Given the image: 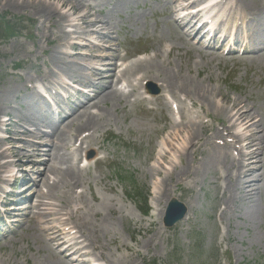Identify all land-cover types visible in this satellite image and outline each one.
<instances>
[{
    "label": "rangeland",
    "instance_id": "1",
    "mask_svg": "<svg viewBox=\"0 0 264 264\" xmlns=\"http://www.w3.org/2000/svg\"><path fill=\"white\" fill-rule=\"evenodd\" d=\"M34 1L38 2L39 7L31 6ZM172 1L0 0V17L5 19L4 22L10 21V25L16 28L15 35L9 34L8 30L4 31L5 24H3V32H0L1 104L7 107V115L15 123L21 125V127L14 128L17 132L22 131V125L28 127L24 119L29 111L34 113V109L38 111L37 117L41 121L49 119L53 123L57 120L54 115L44 116L38 110L37 105L44 106L47 112L50 108L46 103L43 105L36 94L26 88L24 82L28 76L36 80L44 71L43 65L52 66L49 60L51 55L58 50L66 51L65 43L88 45V47H78L79 50H75L82 54L99 52V50L90 49V41L105 48L111 46L113 50H108V54L114 53L116 54L115 59L124 58L128 62L149 58L154 51L162 49L165 59L169 60L167 66L170 69L176 70L180 67L182 73L188 70L192 78L199 76V81L215 90V97L219 103L223 96H227L231 100L240 101L257 117L258 138L263 150L260 152L261 162L256 172L258 179L262 182H259L255 192L245 197V192H248L249 188L241 190L235 195V201L230 203V207L228 206L225 210L223 191L220 186L227 182L224 178L220 179L221 174L223 175L222 166L207 167L202 164L198 166L199 160L201 162L204 157L200 153L193 155L190 150L188 156H184L183 161L189 160V164L198 168L197 173H193L191 179H183V181L172 177L168 182V192L159 196L157 194L158 184L161 183L163 174L157 175L156 166L160 167L162 172H165V166L171 167L167 164L160 165L162 162L159 161L157 154L168 137L171 121L174 118L177 119L178 115L167 110L163 102L139 103L134 94L130 93L132 89L126 88L127 96L120 102V106L114 108L112 103L107 106L102 105L98 131L89 142L94 147L93 151L95 150L92 152L94 158H101V162L94 164L93 159L89 168L81 171L83 184L78 186L81 188L68 193L66 202L54 200L50 195H46L43 201L47 206L42 208L59 212V214L56 212L57 221L54 223L58 226V219L64 224H71L67 214L72 212L75 215L72 221L82 216L83 213L94 220L93 215L87 214V211L100 209L99 205L103 201L113 208L111 213L105 208L101 209L98 215L100 223L104 219V225H97L99 230L95 235V243L101 250L102 260L91 255L90 259L94 260L95 264H264V59H258L264 55V10L259 11L263 0H233L222 8L223 11L231 9L229 20L233 21L234 26L237 27L240 20L244 22V28L240 30L238 27V35L241 38L246 36L248 40L253 39L260 44L252 47L257 52L243 57L238 55L223 57L218 52L204 51L189 44L178 26H174L171 22L173 6L170 3ZM60 2L79 6L73 11H68L70 17L69 22L66 23L72 24V27L66 25L65 32H73L72 38L65 36L64 29H60L57 25L49 27L46 23V20L52 19V15L49 14L52 9L61 5ZM247 7L249 9H246ZM42 8L45 9L44 13H42ZM62 11L65 13L64 8ZM84 13L90 15L91 20L104 21L105 28H109L108 32L112 33L110 37L102 38L100 34H93L85 28L83 21L80 20V15ZM42 14L45 17L41 19ZM54 20L56 22H52L61 24L59 17ZM92 30H98V27ZM172 44L175 48L168 57L169 46ZM67 51L70 52L69 49ZM141 53L147 54L137 58V55ZM256 53L261 56H257ZM57 55L61 58L62 63L59 66L63 70L60 71L59 76L54 77L53 81L58 77L71 78L72 81L82 84L93 96L102 92L103 87H109L110 79H105V77L109 78V74L99 73L100 76H96L94 72L80 66L84 62L91 64L94 61L93 63L99 68L101 65H107V68L108 66L110 68L111 61L108 58L100 59L99 57L82 61L68 59L61 54ZM72 61L80 64L72 65ZM73 66L82 68V77L88 76L86 83L82 82V78L80 81L76 80L71 72L66 71ZM17 69L21 71L17 72ZM183 76L187 74L183 73ZM132 80L139 94L141 87L135 79L132 78ZM94 83L100 86H95ZM121 83L127 85L125 81ZM154 84L156 86L158 83ZM12 87L19 88L16 99L8 96ZM120 87L122 85L118 84V88ZM51 99L69 114L71 111H76L82 102H86L82 96L73 97L72 95L70 100L73 104L67 106L58 95L51 96ZM183 100L188 117H200L202 122L213 126V131L209 127L204 129V132L198 135L199 139L202 135L203 141L206 135L210 136L213 132H218L219 136L214 140L215 145L223 147L235 141L236 151L234 148L228 151L239 155L240 145L244 142L238 143L232 134L225 131V125L230 122L233 114L228 106L227 112L221 110L222 104L219 105L220 107L206 106L207 109L204 110L201 109L200 104L193 105V102L186 98ZM94 101L95 98L90 100L91 107ZM223 102L230 107L232 105L224 100ZM177 106H179L178 102ZM148 109H153V111ZM92 110L96 112L95 108ZM5 117V113L0 115V128H2L0 137L4 140L0 147L3 150H10L14 143L6 139V135L3 134L4 128L1 122L5 120ZM182 122H185V118ZM182 122L179 124L182 125ZM59 125L60 122L41 123L39 129L43 132L42 137L32 134L25 138L31 142H49L50 139L44 135L57 131ZM8 129L10 132L13 130L12 127ZM86 133L89 134V132ZM232 133L240 134V127H235ZM10 136L12 134H9L8 138ZM240 139L242 140L241 136ZM74 143L75 137H71L68 147L66 146L62 153L68 161L76 163L80 157V153L76 150L78 146L69 150ZM173 143L177 145L176 141ZM90 151L92 150H89L87 155L83 152V158L89 156ZM203 151L205 152L203 155L208 156L213 150L210 151V146L205 145ZM222 153L225 154L223 150ZM177 156L178 154L175 155L176 159ZM16 159V157L8 159L12 164L5 171L4 176H11L14 170L15 173L14 178L9 179L8 186L10 187L5 189L6 192H19L25 189L30 179H36V176L26 173L32 170L30 164L24 167L25 172L21 171L24 169L19 166L15 167ZM177 166L180 167V163ZM37 169L44 170L41 167ZM233 169L238 171L239 168H231V171ZM49 182L51 184V180ZM176 183H178L177 186ZM246 186L248 185L244 187ZM40 187L42 186L39 185ZM37 190L38 188L32 185L22 198L31 197ZM43 191L47 193L45 188ZM68 191L69 187L63 189L62 196ZM147 198L151 211L145 216L140 209L144 207V200ZM172 198L187 205L190 219L172 229H167L163 226L162 220L158 222L151 213L153 207L156 215L166 211ZM11 199L12 197L6 202H10ZM82 207H84V212L77 214L75 211ZM33 215L37 221L40 220L35 213ZM15 220L20 223L6 234V238L0 240V264H65L64 261H68L65 255H57V252L63 250L62 246L58 248L56 245L58 242L52 245L57 247L56 250L48 246L54 236L44 235L40 225H35L34 220H28L25 217H17ZM95 221H91L90 224ZM46 222L48 224L45 223L44 226L51 227V220ZM70 264L74 263L70 262Z\"/></svg>",
    "mask_w": 264,
    "mask_h": 264
},
{
    "label": "bare ground",
    "instance_id": "2",
    "mask_svg": "<svg viewBox=\"0 0 264 264\" xmlns=\"http://www.w3.org/2000/svg\"><path fill=\"white\" fill-rule=\"evenodd\" d=\"M179 1L180 0H174L173 4H177ZM231 1L233 0H227V3ZM60 4L61 5H59L57 8L52 9V12H50L49 14L52 15L53 20L49 18L48 21L46 20V23H50L53 26L57 25L61 29H63V24L69 22L68 18L70 17V15H68V11H73L79 6H74V4L69 5L62 2H60ZM31 6H34L35 8L39 7L38 2L36 1H34ZM262 7H264V2ZM63 8L65 13H63L62 11ZM246 9L249 8L247 7ZM42 10V13H44L45 9L42 8ZM44 17V14L40 16L41 19ZM57 17L61 19V24L55 23L56 20L54 19H56ZM80 20L83 21V25L85 26V28H88L91 33L100 34L102 38H105V36L110 37V35L112 34L111 32H108L109 28H105L104 21L91 20L90 15L85 13L80 15ZM224 22H226L225 19ZM96 26L98 27V30H92ZM102 27L104 28L102 29ZM85 28H83V30H86ZM72 34V32H67V37H70ZM79 47L85 48L88 47V45H80ZM97 49H99V52L94 55H82V53L71 55L66 52L62 53L68 58H77L80 56L90 58L100 57V59L108 58L111 61L110 68L109 66L107 68V65L103 66L104 68L102 69H97L94 67L91 68L88 65L85 66L90 69L96 70V76H100V74H109V78H105L110 79V84L109 87H103L102 92L95 95L93 107H91L90 105V100L93 99H87L88 101L84 104H81L77 110L74 109L76 111H71V113L74 112L72 115H64V117L66 118L62 120L57 131H54L52 134L44 133V136L50 139L49 142H31L29 140H26L25 138V136L28 137L32 134H36L37 136L42 137L43 132H40L39 127L41 126V123L53 124L49 119V121L47 119H45V121H41L37 117V110L34 109V113L32 111H29V114L27 113L28 115L24 119V122L28 127L22 125V131L17 132L16 130H14V128L21 127V125L17 122L15 123L7 115V107L1 104L0 100V115H2L3 113L6 114V117L8 118V127L13 128L11 132L12 136H10V138L12 143H14V146L10 150H3L0 147V200L3 197V194L6 193L5 188L10 182L7 177H3L5 171L12 164L8 159L16 157V165L21 167V169H24V167L27 166L26 164L29 163L32 167V170L26 171V173H28V175L32 174L36 176V179H30L28 185L24 190H22L21 193H19L18 196L24 195V192L31 189L32 185L33 187H37L38 190L34 194L35 200H31L33 205H30L26 209H23L24 213L20 215L27 218L28 220H34L35 225H40L41 231L44 235L54 236L50 240V244L48 243V246H51L52 249L56 250L55 248H57L52 246L53 243L56 244V242H58L56 245L59 246L60 240H62L63 243L60 246H64L65 250L64 252H57L58 256L64 255L65 252H70L72 253L71 256L75 258L76 261H83L84 264H91L88 260H86V258L88 257V254L84 252V250L86 249H89L95 255L102 256V254L98 251L95 243V235L99 230L97 225H104V219L101 220L102 222L100 223L98 215L101 209L105 208L109 213H111L113 211V208L109 206V204L105 203V201H103L99 205L100 209L88 210L87 214H92L94 220H96L95 222H92L93 224L90 223L94 220H91L88 215L83 213L84 207L78 208V211H75L77 214L83 213V215L79 216L75 221H72L73 217L75 216L73 212L71 214H67V216L69 217L68 219H71V225H73V227L78 230V234L80 235V237L66 240L65 238L68 236V234L64 231L65 229L63 230V226L65 224L60 221V219H58L59 226L54 224L57 221V215L59 214V212L56 211L58 213L57 214L53 209L42 208L43 206H47V204H45L43 200L46 195H50V197L54 200L57 199L60 202H66L68 193L74 192L75 189L81 188L78 187L83 184V173H81L80 167L78 166V163L81 160V153L83 152L85 146H87L88 150L92 148V146L89 144V140L98 131V126L100 124V118L102 115V105L107 106V104L112 103L113 107L117 108L118 106H120V102L123 100V98H126L127 93L117 88V84L122 81H125L127 83V88L132 89L130 90V93L134 94V96L136 97V101L139 102L147 101V99L144 97L140 98V95L137 94V88H135L136 86L134 85L132 78L135 79L136 83L139 84L141 89L143 88V82L148 79L161 82L163 84L164 91L160 96L151 98L148 102L151 103L160 100L168 104L165 94L167 93L174 100L179 102V115L181 117V120L185 118V122L181 121L182 125H180L175 120L171 121L168 137L157 154L159 161L162 162L160 163V165L167 164L171 167L168 168L165 166V172H162L160 171V167L156 166L157 175L160 176V174H163V179L161 183L158 184L159 186L157 194L159 196L168 192V182L172 177L180 178L179 180L183 181V179H191L193 173H197L198 168L193 164H189V160L183 161V159L184 156H188L190 150H192L193 155L200 153L205 158L207 156L203 155V153H205L203 151V147L205 145L210 146V151H213L208 154L206 159L202 158L201 162L199 160L198 166H201V164L202 166L206 165L207 167H211L212 165L222 166L221 169L224 170V174L228 182V184L223 189V204L226 207H230V203L232 204L235 201V195L239 194L241 190L249 188V191L245 192V197H247L248 194L251 196L255 192L256 187L259 186V182H262L260 179H258V175H256L258 164L261 162L260 152H262L263 150V148L261 149L260 147L258 138L259 125L256 121L257 117H255V114L247 110L245 105H243L240 101L231 100L227 96H223V99L219 103L216 99L217 97H215V90L205 86L202 81H199V76L197 78L190 77V72H188V70L186 72L183 71L184 74H187V76H183L180 67L176 69L177 71L175 69H170L167 66L169 60L163 59L162 49H158L157 51H155V55L153 57L149 59H142L135 64H129L126 62V59L123 58V63L121 65H117V63L115 62L116 60H118L114 58L116 54L107 53L108 50H113L111 46H109L108 48L97 46ZM172 49L173 46H171V51ZM57 54L58 51H55L52 54L53 69L50 70L55 75L57 74L56 70L61 69L59 67V64L62 63L61 58H59ZM260 54H258L257 56H259ZM258 59L263 60L264 55L259 57ZM72 65H76V62L73 61ZM66 71L71 72L76 80L78 79L80 81L82 78V82H87V78L82 77L81 75V67L73 66L71 69L68 68ZM63 83L64 82H57L56 85L60 86ZM66 84L69 85V82H66ZM173 86H177V88H173ZM18 91L19 88L12 87L10 88V94L8 96L16 99V94ZM182 96L193 102V105L200 104L201 109L204 110L207 109L206 106L214 105L220 107L219 105L222 104L223 107L221 108V110L223 109L227 112L228 109L226 108L228 106L230 112H232L233 114L231 116L230 122L225 125V131L232 134L235 139L240 140V142H244V144L242 143L240 147L242 149L240 151V156H238L237 158L233 157L228 151L229 149H233L235 147V144L224 145L223 147H218L214 144L215 138L219 136L218 132L213 133V135L208 138L205 143L202 142V135L201 139L198 138V135L202 134L204 132V129L211 127V125L202 122L200 117H188L184 101L181 100ZM223 100L228 104L232 103L231 107L225 104ZM94 108L97 109V112H90V110ZM238 126L240 127L241 131L240 135H238V133H232L235 130V127ZM181 127L183 129H181ZM85 131L90 132V134L84 137L81 141V145L78 149L80 157L77 159V163L68 161L65 155L62 153L64 148L66 146L68 147V142L71 140V137H75V142H77L81 134ZM240 136L242 137V140L240 139ZM173 141H176L177 145L174 144ZM2 142H4V140L0 139V144ZM222 150L223 152H225V154L222 153ZM176 154H178V160L175 157ZM24 160H26V162ZM179 163L180 167L177 166V164ZM38 167L44 168V170H38ZM234 167H238V171L237 169H233L231 171V168ZM21 171L25 172V169ZM49 180H53V183L51 185L49 184ZM178 183H176V186L178 185ZM39 185H41L42 187L39 188ZM245 185L248 186L244 187ZM67 187H69V191L64 194V196H62L61 191L63 189H66ZM43 188H46L48 190L47 194L44 193ZM14 196L16 197V195ZM11 209L14 208L12 207ZM33 213L38 216V219H40L39 221L41 222L37 221V219L34 218L35 216L33 215ZM163 214L164 211L156 215L155 209L152 212V216H155L158 222L162 220ZM16 215L17 214L14 212H9L10 217H14ZM188 217L186 218V220H188ZM49 220H51L52 222L51 227L44 226V224L47 223L46 221ZM80 239H82L83 241L81 243H78V240ZM82 246H85V248H82ZM67 260L68 261H64V263L70 264L68 258Z\"/></svg>",
    "mask_w": 264,
    "mask_h": 264
},
{
    "label": "water",
    "instance_id": "3",
    "mask_svg": "<svg viewBox=\"0 0 264 264\" xmlns=\"http://www.w3.org/2000/svg\"><path fill=\"white\" fill-rule=\"evenodd\" d=\"M186 212H187V210H186V208L183 205H181L176 200H173L172 203L169 206L168 215H167L165 224L167 226H172L177 221L183 219V217L185 216Z\"/></svg>",
    "mask_w": 264,
    "mask_h": 264
},
{
    "label": "trees",
    "instance_id": "4",
    "mask_svg": "<svg viewBox=\"0 0 264 264\" xmlns=\"http://www.w3.org/2000/svg\"><path fill=\"white\" fill-rule=\"evenodd\" d=\"M4 21H5L4 18H1V17H0V32H1V33L3 32V30H2V25H3V24L7 25ZM6 22H7V21H6ZM9 24H10V23H8L9 28L6 27V28H5V31L8 29V32L11 34L15 29L11 28ZM145 205H146V203H145ZM142 210H143V208H142Z\"/></svg>",
    "mask_w": 264,
    "mask_h": 264
}]
</instances>
